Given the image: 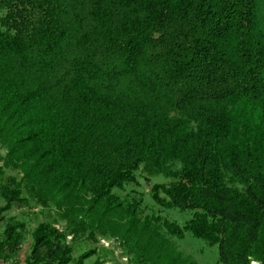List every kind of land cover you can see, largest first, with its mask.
Listing matches in <instances>:
<instances>
[{"label":"trees","instance_id":"1","mask_svg":"<svg viewBox=\"0 0 264 264\" xmlns=\"http://www.w3.org/2000/svg\"><path fill=\"white\" fill-rule=\"evenodd\" d=\"M0 145V261L29 233L14 264H102L114 239L130 264H198L190 233L264 264V0H0ZM138 173L172 180L149 194L183 227L114 192Z\"/></svg>","mask_w":264,"mask_h":264},{"label":"rangeland","instance_id":"2","mask_svg":"<svg viewBox=\"0 0 264 264\" xmlns=\"http://www.w3.org/2000/svg\"><path fill=\"white\" fill-rule=\"evenodd\" d=\"M1 154L5 155V150L1 148ZM172 180L166 178L165 176H155L146 181V178L141 176L139 173L136 175V183L128 185L123 190H115L114 192L118 194L122 199L131 200L133 198L142 199V206L145 212L143 211V217L148 214H155L162 216L170 221L176 222L178 225L183 227L186 222L191 218V212H182L179 210H168L159 207L151 198L149 191L153 185H162L169 184ZM3 200L0 198V208L3 207ZM12 216L17 217L19 220L24 221L29 226V229L32 230L36 225L41 222L43 215L41 211L24 209L20 211H14ZM5 221L0 223V234H2L5 229ZM1 236V235H0ZM121 239H114L110 241L102 240L100 243L99 255L100 261L102 264H130L129 258L123 252L124 249ZM174 244L177 247V250L181 252L184 256H189L193 258L198 264H217L219 262V248L218 246L211 247L205 241L194 238L190 233H186L183 239H173ZM31 234L28 233L26 243L23 247V250L17 255L14 260L10 261H0V264H14V262L24 263L28 256L31 253ZM82 252L85 250H91L94 247L88 243L82 245ZM81 250H79L75 257H77ZM98 259L96 254L89 259H86L84 264H95ZM129 260V261H128ZM76 264V263H71ZM252 264H258L253 262Z\"/></svg>","mask_w":264,"mask_h":264}]
</instances>
